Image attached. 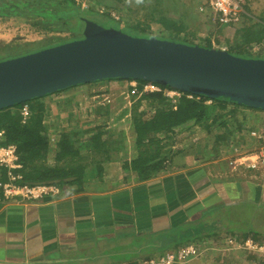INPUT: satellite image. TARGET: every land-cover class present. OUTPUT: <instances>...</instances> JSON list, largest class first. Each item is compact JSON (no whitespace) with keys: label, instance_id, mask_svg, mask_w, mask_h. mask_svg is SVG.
Wrapping results in <instances>:
<instances>
[{"label":"crops","instance_id":"1","mask_svg":"<svg viewBox=\"0 0 264 264\" xmlns=\"http://www.w3.org/2000/svg\"><path fill=\"white\" fill-rule=\"evenodd\" d=\"M250 132L244 143L235 135L234 148L256 149ZM178 136L166 168L151 178L123 166L134 158L129 143L127 156L60 185L57 195L6 200L0 188V264H141L190 244L200 255L187 264H264V255L227 242L256 229L264 243V173L233 172L227 159L234 150L216 154L199 127ZM1 172L0 183L8 181Z\"/></svg>","mask_w":264,"mask_h":264},{"label":"trees","instance_id":"2","mask_svg":"<svg viewBox=\"0 0 264 264\" xmlns=\"http://www.w3.org/2000/svg\"><path fill=\"white\" fill-rule=\"evenodd\" d=\"M116 2H120V0H87V6L82 7L78 0H0V18H23L25 20L31 18L33 22L30 24L34 27L51 28L53 31H64V26L73 25L70 30L80 32L81 36L78 39H81L86 21L94 20L105 26L102 20L98 18L102 17L103 21L115 22L116 28L129 35L149 36V34H144L143 30V32L140 31V22L130 25L127 20V26L120 27V20L113 18L114 11H121L116 7ZM249 2L250 0H247V10ZM122 18L125 23V17ZM153 19L166 31L175 33L173 37L167 39L197 45L186 37H177L182 32L183 25L178 24L176 20L169 19L164 15ZM260 20L263 21V24L254 22L252 18L246 16L238 28V33H241L240 42L232 47L229 46L227 51L243 58L264 59V56H255L249 51L253 46L264 42V15ZM55 39L56 43L52 45L46 43L47 45L41 46L46 40L43 39L38 42H17L1 46L0 61L78 40H64L61 37ZM201 46L212 48L210 42ZM132 80L134 79L98 80L56 90V92L38 96L25 102L0 108V131H4L0 146L16 145L19 162L22 165V168L19 169L22 182L56 184L61 185V187L81 183L89 170L97 169L99 172L104 162L111 160L120 152L127 156L130 146L126 133L122 131L118 134L119 139L111 142L109 138H111L112 133L106 130L104 124L88 129H84L74 122L71 123V129L53 127L50 119L54 110L45 103L44 99L49 96L57 97L60 94L68 93L81 85H95L111 81L130 82ZM136 81L139 85L141 84L138 87L139 92H141L142 83H151L143 79ZM157 85L163 90L173 89L169 86ZM180 92L182 95L174 104L163 91L146 92L139 97L133 95L134 102L131 108L125 109L121 113V117L129 115L132 135L131 148L134 151V158L129 161L125 160L123 166L126 169L135 170L141 179L151 178L166 168V160L176 149L174 145L182 127L196 126L211 135L212 141H210L209 146L216 154H220L222 149L230 150L232 148L233 150L235 145L239 147V144L235 143L234 137L237 134H239L238 138L241 143L246 142L244 139L247 135V129H245L244 120L247 119V111L244 110V115L239 117L242 112L241 106L233 102L234 100L223 97L209 98L205 95H196L185 91ZM24 107H27L30 113L26 120H23L22 117ZM109 108L94 107L95 118L106 115L104 121H109L111 115ZM255 109L263 111L260 108ZM256 119L260 123L264 122L263 116L259 115ZM252 129L250 128L248 131ZM249 144L247 142V146ZM53 151L54 154L52 155ZM50 160L53 161L50 162ZM0 170L2 175H6L5 168L0 167ZM249 237H253L256 241L259 238V232L256 229H248L242 239Z\"/></svg>","mask_w":264,"mask_h":264},{"label":"water","instance_id":"3","mask_svg":"<svg viewBox=\"0 0 264 264\" xmlns=\"http://www.w3.org/2000/svg\"><path fill=\"white\" fill-rule=\"evenodd\" d=\"M143 79L264 110V59L225 49L137 37L87 20L83 38L0 61V108L71 86Z\"/></svg>","mask_w":264,"mask_h":264},{"label":"rangeland","instance_id":"4","mask_svg":"<svg viewBox=\"0 0 264 264\" xmlns=\"http://www.w3.org/2000/svg\"><path fill=\"white\" fill-rule=\"evenodd\" d=\"M78 1L82 7L87 6V0ZM115 5L121 10L113 12V15L120 20V27H125L124 25H126L127 20L130 22V25L140 22V31H144V34H149L146 38L174 41L167 38L173 37L175 33L166 31L153 19L164 15L183 25V30L178 34V38L186 37L192 42L197 43V45H205L210 42L212 47L225 50L229 46L232 47L240 42L241 33H238V28L246 16L252 18L254 22L263 24V21L260 19L264 15V0H250L248 10L247 0H245V15L242 17L240 23L232 27L215 24L210 17L198 10L194 0H120ZM122 17H125V23ZM98 18L102 20L107 28L118 29L115 22L109 20L103 21L102 17ZM30 22H33L31 18H27L26 20L23 18H0V35L9 34L7 37L0 38V47L17 42H38L43 39L46 40L41 46L47 45L46 43H51L50 45H52L56 43L54 41L56 37H61L64 40H73L81 36L80 32L70 30L73 25L64 26V31H53L51 28L34 27ZM174 42L181 43L179 41ZM249 51L255 56H264V42L253 46ZM128 86V83L125 81L102 82L95 85L78 86L70 92L60 94L57 97H46L44 99L45 103L54 110V113H57L52 114L50 119L51 125H54L53 127L56 128L71 129V123L74 122L78 123V126L88 129L92 126L104 124V126L106 125V130L112 133L111 138H109L111 142L112 140H118V134L123 131L126 133L129 143H132L129 115L121 117V113L125 109L131 108L134 102L133 95L139 97L142 93L138 91V88L135 89L132 86ZM107 97L110 101L105 100ZM233 102L245 108V110L246 108L249 109L246 110L247 119L244 120L247 132L250 128L259 129L261 127L263 121L260 123L256 119L257 115L254 114V110H261L255 109L250 104L238 101L237 99ZM97 106L110 107L109 111L111 115L109 121H104L106 115L97 116V119L95 118L96 114L93 108ZM240 110L242 112L239 117L244 115V110L241 108ZM184 129L185 127H182L180 131ZM177 138L179 139L180 137L178 136ZM53 154L54 151L52 152Z\"/></svg>","mask_w":264,"mask_h":264},{"label":"built area","instance_id":"5","mask_svg":"<svg viewBox=\"0 0 264 264\" xmlns=\"http://www.w3.org/2000/svg\"><path fill=\"white\" fill-rule=\"evenodd\" d=\"M198 10L210 17L215 24L232 27L237 25L245 15V0H194ZM113 17L119 20L118 17ZM133 88L140 85L136 80L128 82ZM164 92L174 104L182 95L179 90L165 89L163 90L155 83H142L141 93ZM189 97H192L189 95ZM105 100L110 101L107 97ZM27 107L22 111L23 120L29 117ZM252 139L258 141V146L253 150H245L242 148H234L236 153L228 158V165L233 172L242 170L255 171L264 173V124L259 129H252L250 132ZM4 131H0V141L3 140ZM233 153V154H234ZM0 167L6 169L8 181L0 183V188L6 200L21 201H38L49 195H57L60 193V187L56 184H29L22 182V175L19 169L22 165L19 162L17 147L14 144L0 146ZM228 245L233 249H243L248 252H255L264 255V243L248 238L243 242H238L235 238L228 239ZM226 248L225 250H228ZM200 250L194 244L186 245L177 251L167 252L157 257H151L144 260L141 264H187L189 260L199 257Z\"/></svg>","mask_w":264,"mask_h":264},{"label":"clouds","instance_id":"6","mask_svg":"<svg viewBox=\"0 0 264 264\" xmlns=\"http://www.w3.org/2000/svg\"><path fill=\"white\" fill-rule=\"evenodd\" d=\"M263 125V124H262Z\"/></svg>","mask_w":264,"mask_h":264}]
</instances>
